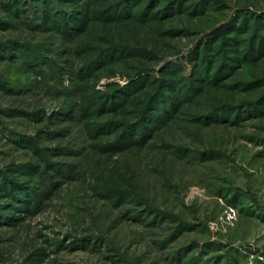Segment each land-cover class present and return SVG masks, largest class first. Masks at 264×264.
Listing matches in <instances>:
<instances>
[{
    "label": "rangeland",
    "instance_id": "rangeland-1",
    "mask_svg": "<svg viewBox=\"0 0 264 264\" xmlns=\"http://www.w3.org/2000/svg\"><path fill=\"white\" fill-rule=\"evenodd\" d=\"M9 1L0 264H264V0Z\"/></svg>",
    "mask_w": 264,
    "mask_h": 264
},
{
    "label": "trees",
    "instance_id": "trees-1",
    "mask_svg": "<svg viewBox=\"0 0 264 264\" xmlns=\"http://www.w3.org/2000/svg\"><path fill=\"white\" fill-rule=\"evenodd\" d=\"M23 0H10L8 3H4V6H6V11H8V13L11 15V16H15V13H17L18 15H20V8H21V4L23 3L22 2ZM137 1L138 0H134V4H133V0H117L116 3H114L115 5L114 6H118V5H125V4H128L130 6L127 8L128 10V13L124 14V15H120V16H123V18H127V17H130V16H133L135 15L136 13H138L140 15V13L143 12V9H144V6L142 5H137ZM34 2H41V4L43 5L42 7V15H43V20L44 22L47 21V20H54L56 19L55 17H57L59 20H63L62 18H60V16L56 14H54V12H52L53 14H51V11L49 12V9L52 7V5H54V1H48V0H34ZM135 6H140L141 8V11H133L131 12L130 10L132 8H134ZM130 9V10H129ZM39 18L41 19V16H39ZM83 21V19L81 18V22ZM8 22H4V26L7 25ZM2 24V22L0 23ZM2 24V25H3ZM224 28H225V25H221L220 27H216L214 29V34H218V35H222L223 32H224ZM64 32V31H63ZM36 44V43H35ZM36 46V45H35ZM22 47V45H18V48L20 49ZM22 53L24 54V49L22 51ZM21 54V53H20ZM22 55V54H21ZM201 71L197 70V69H194L192 74H191V77L190 78H183V83L178 87L181 89L179 91L183 92L186 90V94H188L189 92H191L193 90V87L195 88V86L197 85L195 82L199 81V79L201 78L202 76V73H200ZM205 81H200L199 85H201L202 83H204ZM167 90L168 92L170 93H174L175 91L174 90H171V85L170 84H163V85H159L156 89H155V93L152 92L153 94L151 95H147L149 96L148 97V102L146 104V109L145 112L147 114H149L151 111L150 110H154V106L156 104H160V101H158V99H155L159 94H160V91L161 90ZM158 92V93H156ZM151 96V98H150ZM161 97V95H160ZM163 98L165 97V95L162 96ZM161 97V98H162ZM170 102L172 104H175V100L173 99V101H171L170 99ZM157 111L161 112L162 111V108L158 107ZM149 112V113H148ZM151 114V113H150Z\"/></svg>",
    "mask_w": 264,
    "mask_h": 264
}]
</instances>
